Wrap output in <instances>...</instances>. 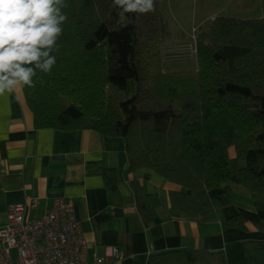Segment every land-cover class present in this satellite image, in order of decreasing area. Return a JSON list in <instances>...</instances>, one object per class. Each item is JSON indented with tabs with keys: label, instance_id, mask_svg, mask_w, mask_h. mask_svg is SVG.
Listing matches in <instances>:
<instances>
[{
	"label": "trees",
	"instance_id": "obj_1",
	"mask_svg": "<svg viewBox=\"0 0 264 264\" xmlns=\"http://www.w3.org/2000/svg\"><path fill=\"white\" fill-rule=\"evenodd\" d=\"M66 2L56 65L23 87L37 129L122 138L131 170H151L177 187L167 203L183 216L207 210L208 191L230 183L264 197V0H233L238 10L259 5L258 18L206 21L196 35V71L162 59L170 31L161 0L138 18L112 0ZM102 178L115 189V171L104 169ZM130 185L147 229L161 202L140 181ZM218 202L228 204V193ZM227 225L264 232V222L241 215ZM147 262L227 264L222 251L195 248L152 253Z\"/></svg>",
	"mask_w": 264,
	"mask_h": 264
},
{
	"label": "crops",
	"instance_id": "obj_2",
	"mask_svg": "<svg viewBox=\"0 0 264 264\" xmlns=\"http://www.w3.org/2000/svg\"><path fill=\"white\" fill-rule=\"evenodd\" d=\"M104 169L115 171V189L105 186ZM132 180L161 202L147 229L136 210ZM176 188L151 170H131L122 138L90 129H37L23 87L0 95V227L12 203L37 199L29 216L38 217L60 198L73 203L88 264L94 258H103V264H148L152 253L186 248L222 251L227 264H264V232L227 225L237 215L264 222L263 196L230 183L208 191L211 207L189 217L168 207L167 194ZM222 192L230 199L223 206ZM111 248H117L119 260L109 256Z\"/></svg>",
	"mask_w": 264,
	"mask_h": 264
},
{
	"label": "clouds",
	"instance_id": "obj_3",
	"mask_svg": "<svg viewBox=\"0 0 264 264\" xmlns=\"http://www.w3.org/2000/svg\"><path fill=\"white\" fill-rule=\"evenodd\" d=\"M66 7V0H0V95L35 87L38 71L51 73ZM112 7L138 18L154 12L156 0H112Z\"/></svg>",
	"mask_w": 264,
	"mask_h": 264
},
{
	"label": "built area",
	"instance_id": "obj_4",
	"mask_svg": "<svg viewBox=\"0 0 264 264\" xmlns=\"http://www.w3.org/2000/svg\"><path fill=\"white\" fill-rule=\"evenodd\" d=\"M190 38L188 53L184 47H165L163 60L176 62L196 56L194 27ZM37 202L28 199L8 205L6 224L0 227V264H88L86 243L75 220L73 203L58 198L47 212L30 217ZM109 256L115 261L121 258L117 248H111ZM103 263V258H94V264Z\"/></svg>",
	"mask_w": 264,
	"mask_h": 264
},
{
	"label": "rangeland",
	"instance_id": "obj_5",
	"mask_svg": "<svg viewBox=\"0 0 264 264\" xmlns=\"http://www.w3.org/2000/svg\"><path fill=\"white\" fill-rule=\"evenodd\" d=\"M160 5L162 20L166 22L167 29L170 31L169 39L161 46L162 51L165 47L170 49L184 47V52L188 53V46L190 43L192 44L190 38L192 28H195L196 40L198 31L205 25L206 21L217 16L238 19H251L261 16L259 5L248 10H238L233 6V0H161ZM165 63L168 62L165 61ZM175 63L177 69L197 70L196 56L187 60H178Z\"/></svg>",
	"mask_w": 264,
	"mask_h": 264
}]
</instances>
